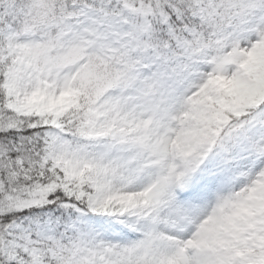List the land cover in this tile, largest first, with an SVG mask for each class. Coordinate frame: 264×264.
I'll list each match as a JSON object with an SVG mask.
<instances>
[{
  "label": "snow or ice",
  "instance_id": "obj_1",
  "mask_svg": "<svg viewBox=\"0 0 264 264\" xmlns=\"http://www.w3.org/2000/svg\"><path fill=\"white\" fill-rule=\"evenodd\" d=\"M0 264H264V0H0Z\"/></svg>",
  "mask_w": 264,
  "mask_h": 264
}]
</instances>
